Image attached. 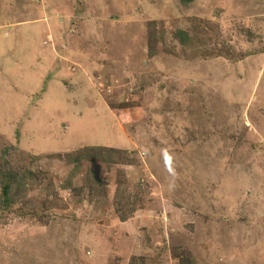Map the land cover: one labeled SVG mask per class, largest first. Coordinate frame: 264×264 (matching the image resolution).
<instances>
[{"label": "rangeland", "instance_id": "rangeland-1", "mask_svg": "<svg viewBox=\"0 0 264 264\" xmlns=\"http://www.w3.org/2000/svg\"><path fill=\"white\" fill-rule=\"evenodd\" d=\"M0 168V264H264V0H0Z\"/></svg>", "mask_w": 264, "mask_h": 264}, {"label": "trees", "instance_id": "trees-1", "mask_svg": "<svg viewBox=\"0 0 264 264\" xmlns=\"http://www.w3.org/2000/svg\"><path fill=\"white\" fill-rule=\"evenodd\" d=\"M176 1L181 3L183 6H187L191 4L194 0H176ZM176 36H178V38H181V43L183 45L186 43V40H187L186 33H184L183 31H178ZM13 179L14 178L7 171H5L4 168H0V204L2 205V209H5V210L8 209L11 203L9 195H10L12 186L14 185ZM95 181L91 179V182H93L91 188L94 186Z\"/></svg>", "mask_w": 264, "mask_h": 264}]
</instances>
